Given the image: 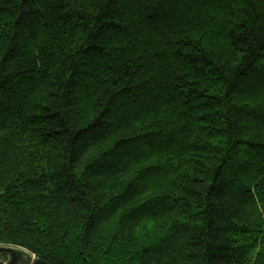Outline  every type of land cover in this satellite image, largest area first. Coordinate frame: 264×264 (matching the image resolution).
<instances>
[{"label": "trees", "instance_id": "trees-1", "mask_svg": "<svg viewBox=\"0 0 264 264\" xmlns=\"http://www.w3.org/2000/svg\"><path fill=\"white\" fill-rule=\"evenodd\" d=\"M0 244L264 264V0H0Z\"/></svg>", "mask_w": 264, "mask_h": 264}, {"label": "water", "instance_id": "water-1", "mask_svg": "<svg viewBox=\"0 0 264 264\" xmlns=\"http://www.w3.org/2000/svg\"><path fill=\"white\" fill-rule=\"evenodd\" d=\"M4 256L5 258L3 260H0V264H16L18 261V257L20 256V260L24 264H30L31 263V254L27 250H21L20 247L16 246H5L0 247V256ZM33 264H52L47 261H45L42 258L37 257Z\"/></svg>", "mask_w": 264, "mask_h": 264}, {"label": "flooded vegetation", "instance_id": "flooded-vegetation-1", "mask_svg": "<svg viewBox=\"0 0 264 264\" xmlns=\"http://www.w3.org/2000/svg\"><path fill=\"white\" fill-rule=\"evenodd\" d=\"M5 246H13V245H5V244H0V247H5ZM19 259L16 262V264H24L21 260H20V256H17ZM5 257L4 256H0V260H3ZM6 259V258H5Z\"/></svg>", "mask_w": 264, "mask_h": 264}, {"label": "rangeland", "instance_id": "rangeland-1", "mask_svg": "<svg viewBox=\"0 0 264 264\" xmlns=\"http://www.w3.org/2000/svg\"><path fill=\"white\" fill-rule=\"evenodd\" d=\"M21 248V250H23V248L22 247H20ZM24 250H26V249H24ZM31 254V253H30ZM37 258V256L35 255V254H31V263H33V261L35 260ZM30 263V264H31Z\"/></svg>", "mask_w": 264, "mask_h": 264}, {"label": "built area", "instance_id": "built-area-1", "mask_svg": "<svg viewBox=\"0 0 264 264\" xmlns=\"http://www.w3.org/2000/svg\"><path fill=\"white\" fill-rule=\"evenodd\" d=\"M31 264H33V263H31Z\"/></svg>", "mask_w": 264, "mask_h": 264}]
</instances>
